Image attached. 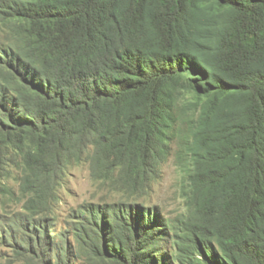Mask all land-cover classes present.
Returning a JSON list of instances; mask_svg holds the SVG:
<instances>
[{
  "label": "trees",
  "instance_id": "1",
  "mask_svg": "<svg viewBox=\"0 0 264 264\" xmlns=\"http://www.w3.org/2000/svg\"><path fill=\"white\" fill-rule=\"evenodd\" d=\"M0 18L1 138L26 170L144 181L175 143L187 181L179 225L93 208L44 264H264V0H0Z\"/></svg>",
  "mask_w": 264,
  "mask_h": 264
},
{
  "label": "rangeland",
  "instance_id": "2",
  "mask_svg": "<svg viewBox=\"0 0 264 264\" xmlns=\"http://www.w3.org/2000/svg\"><path fill=\"white\" fill-rule=\"evenodd\" d=\"M10 33L0 18V44L9 43ZM177 150L174 143L166 160L144 181L134 182L120 171L99 173L86 159L65 163L49 188L44 177L25 169L21 154L3 142L0 132V264H44L55 241L75 244L77 226L97 207L133 204L157 210L167 223L179 225L187 211V181ZM174 233L167 237L172 240ZM44 240L46 251H41Z\"/></svg>",
  "mask_w": 264,
  "mask_h": 264
}]
</instances>
